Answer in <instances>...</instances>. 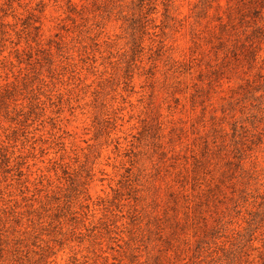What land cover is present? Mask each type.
<instances>
[{
    "label": "clouds",
    "instance_id": "obj_1",
    "mask_svg": "<svg viewBox=\"0 0 264 264\" xmlns=\"http://www.w3.org/2000/svg\"><path fill=\"white\" fill-rule=\"evenodd\" d=\"M129 3L130 0H95V4L94 0H71L80 15L72 14L75 25L68 23L70 30L64 35L65 51L56 61L58 74L51 80L44 78L52 89L50 94L63 97L59 114L53 115L55 109H48L45 113V117L53 116L56 128L45 126L33 133L29 144L23 148L18 144L13 149L15 156L26 157L24 174L19 183L13 178L14 174L0 183V209L13 214L22 211L43 213L47 193L61 186L56 169L66 166L73 171L86 169L87 179L74 208L77 212L83 209L86 217L79 232L83 233L90 222L95 224L100 220V205L113 198L123 173L134 176L132 192L135 195L132 199L121 201L117 215L126 216L129 207H132L146 219L131 239L125 229V221L118 219L111 241L98 240L90 245L85 240L78 245L67 240L62 248L52 242L60 237H50L47 232L41 231L48 228L47 215L50 212L40 220H36L34 215L28 216L19 226L8 219L4 224L8 230L5 236L7 244L0 264H20L21 261L28 264V260L39 259L35 253L45 245L55 252L48 258L47 264H68L73 255L78 261L88 257L87 264H92L93 258H96V264H128V254L135 255V264H152L156 257L160 264H225L220 249L229 248L232 238L239 231V221H229L222 237L197 247L201 228L214 221L218 213L236 210L243 214L264 197V89L255 91L248 99L237 92L245 81H252L257 73H264V45L258 47L251 66L237 67L214 83L205 82L202 86L208 89V98L199 106L188 103L186 89H180L175 94V100L179 101L176 110L158 100L155 108L159 137L142 143V117L147 109L153 107L145 102L146 97L151 99L143 77V70L149 67L146 51L135 61L136 71L127 81L121 80L118 74L121 57L128 50L123 18L130 14ZM194 4L195 0H170L166 7L165 0H155L148 15L149 37L159 38L162 24L168 25L164 43L169 49L171 62L196 61L191 75L181 78L186 79L189 85L199 75L206 54V50H202L197 60V52L193 51ZM225 6L224 0H220V12L215 11L214 5L209 9L208 17L223 15ZM13 8L17 15L22 14L15 4ZM66 14L61 0L58 4H50L44 15L59 22L65 19ZM50 27L52 24L45 20V28ZM210 27L206 19L195 27V31L200 33ZM150 43L146 37L143 44L145 50ZM210 63L222 64L224 57H212ZM169 71L165 69V72ZM155 80L161 88L168 82L167 76H162L159 71ZM104 82H111V86L104 88ZM225 102L233 104L227 115L223 109ZM98 115L110 122L102 140H96L92 132L93 121ZM38 127L39 122L33 125L34 129ZM177 128L181 134L172 139L171 134ZM214 132H218L219 136ZM33 139L41 142L32 143ZM201 139L205 140L206 149L211 145L215 157L207 170V180L221 174L219 169L222 164L224 167L232 164L233 171L218 207L205 212L200 221L194 223L189 208L195 206L203 185L197 187L195 182L177 184L176 176L186 173L187 169H179L174 162L186 161L189 158L187 153ZM173 188L179 189L185 204L177 214V222L183 229L174 235L170 231L158 232L149 224L151 218L162 215L164 196ZM241 192L247 201L234 203L239 202ZM60 231L66 238L70 229L63 226ZM28 234L39 236L36 241L39 247L30 240L27 247L14 246L17 239L24 240ZM165 240L169 241L167 245L163 243ZM254 246L259 247V244ZM247 260L257 264L256 253H249Z\"/></svg>",
    "mask_w": 264,
    "mask_h": 264
},
{
    "label": "rangeland",
    "instance_id": "obj_2",
    "mask_svg": "<svg viewBox=\"0 0 264 264\" xmlns=\"http://www.w3.org/2000/svg\"><path fill=\"white\" fill-rule=\"evenodd\" d=\"M60 2L61 0H0V183L8 180L13 174V178L19 183L24 174L26 157L15 156L13 151L18 144L21 148L29 144L33 133L43 130L45 126L49 129L56 128L53 116L45 117V113L48 109H55L53 115L59 114L63 97L59 94L53 97L50 94L52 89L45 83L44 78L51 80L58 74L59 68L56 61L65 51L64 35L70 30L68 23L75 25L72 14L80 15L71 4V0H63L67 13L63 21L55 22L52 17H45L44 14L49 5ZM154 2L155 0H130V14L123 18L124 31L128 35V50L121 57L118 66L119 78L127 81L136 71L135 61L146 51L149 67L143 70V77L147 91L151 93V99L146 97L145 102L153 107L147 109L142 117V143L152 142L154 138L159 137V121L155 108L158 100L167 104L171 110H176L179 107V101L175 100V94L180 89H186L189 96L188 103L199 106L208 98V89L202 86L205 82L214 83L237 67L251 66L258 47L264 45V0H224L226 6L223 15L217 14L210 18L208 11L214 5H216L215 11L220 12V0H195L194 27L191 32L193 51L197 52V60L202 50H206V54L199 75L189 85L186 79L181 78L191 75V68L196 61L173 63L169 60V49L164 43L165 28L168 25L162 24L159 38L153 39L148 36L150 23L148 15L153 10ZM168 2L170 0H165L166 7ZM13 4L22 10L21 15L16 14ZM29 5H31L30 8ZM206 19L211 27L207 28V31L197 33L195 27ZM45 20H48L52 27L46 29ZM146 37L151 41L147 50L143 47ZM218 56L224 57V63L212 65L211 58ZM165 69L170 71L165 72ZM158 71L162 76H167L168 82L163 88L155 80ZM110 86L111 82L103 83L104 88ZM261 89H264V73H257L252 81H245L237 92L239 96L248 99L255 91ZM232 108V103L225 102L223 105L226 115ZM37 122L39 127L34 129L33 125ZM109 127L110 122L98 115L92 124V132L96 140H102ZM180 134L177 128L171 134V138L175 139ZM213 134L219 136L218 132ZM40 142L37 139L32 140V143ZM187 156L189 158L186 161L174 162L179 169H187L186 173L181 172L176 176V181L177 184L185 185L195 182L197 187L203 185L195 206L189 208V214L194 217V223H198L205 212L218 207V201L223 195L224 187L233 171V165L224 167L222 164L219 169L221 174L212 180H207V170L215 157L210 144L207 149L205 148L204 139L198 141ZM129 158L133 157L130 155ZM163 159L162 155L161 160ZM56 171L61 179V186L47 193L43 213L22 211L13 214L0 209V258H3L2 253L7 244L5 236L8 230L4 224L8 219L19 226L28 216L34 215L36 220H40L50 212L51 214L47 215L48 228L41 231L47 232L50 237H60L52 241L58 248H62L67 240L78 245L85 240L89 241L90 245L98 240L111 241L114 225L118 219L125 221V229L131 239L144 223L146 217L132 207H129L126 216L117 215L121 201L125 198L132 199L135 195L132 192L134 176L123 173L117 189L114 190L113 198L100 205V220L95 224L90 222L83 233L79 232L86 217L83 209L77 212L74 208L82 195L87 179L86 169L73 171L69 167L59 166ZM246 201V196L241 192L239 202L234 201V203ZM184 207L179 189H170L165 194L161 205L162 215L151 218L149 224L158 232L170 231L174 235L183 229V226L177 222V214ZM229 221H239L237 224L239 231L232 238L227 250L220 249L225 264H251V261L247 260L251 252L256 253L257 264H264V197L243 214L236 210H230L226 214L218 213L214 221L201 228L202 235L197 247L222 237L229 226ZM63 226L70 229L66 238L60 231ZM38 239L39 236L28 234L24 240L17 239L14 246L27 247V242L30 240L34 246L39 247L36 244ZM163 243L167 245L169 241L165 240ZM255 244H259V247H255ZM35 255L39 259L28 260V264H47L48 258L55 255V252L45 245ZM24 256L27 257V253H24ZM93 257H95L94 253ZM126 259L128 264H135V255L128 254ZM87 261L88 257L78 261L76 255H73L69 258L68 264H87ZM20 264L24 262L21 261ZM92 264H96V258H93ZM152 264H160L159 258H154Z\"/></svg>",
    "mask_w": 264,
    "mask_h": 264
}]
</instances>
